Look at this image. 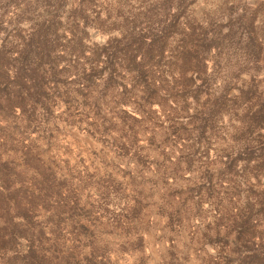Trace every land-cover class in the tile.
Wrapping results in <instances>:
<instances>
[{
	"label": "trees",
	"instance_id": "16d2710c",
	"mask_svg": "<svg viewBox=\"0 0 264 264\" xmlns=\"http://www.w3.org/2000/svg\"><path fill=\"white\" fill-rule=\"evenodd\" d=\"M195 2L0 0V264H113L116 252L143 264L134 234L149 203L141 183L182 163H196L189 183L167 177L155 186L168 228L200 202L213 214L190 234L214 252L200 264H264V183H237L238 174L264 173V81L252 75L232 97L227 74L217 87L209 82L223 65L264 70V20L257 7L228 0L202 4L198 17ZM87 30L106 40L92 45ZM224 115L235 144L194 159ZM133 122L166 124L161 142L180 156L147 176ZM74 131L130 168L118 175L102 148H73Z\"/></svg>",
	"mask_w": 264,
	"mask_h": 264
},
{
	"label": "rangeland",
	"instance_id": "374dc122",
	"mask_svg": "<svg viewBox=\"0 0 264 264\" xmlns=\"http://www.w3.org/2000/svg\"><path fill=\"white\" fill-rule=\"evenodd\" d=\"M191 1H194V0H191ZM195 1L196 2L193 5V7H195L194 14L199 17L201 14V11L205 9L206 6H207L206 10H208L209 8L213 9L215 8L216 5L220 4L221 2L227 1V0H208L209 3L206 2L207 4L203 0H195ZM228 1H231V3H234L235 6L239 5L238 4L239 1H242V3H245L248 7H251V8L257 7L259 10L258 14H260L261 18L264 20V0H228ZM204 3L206 6L202 5ZM9 30L10 29H7V32L4 33L2 36L3 37L6 36ZM105 40H106L105 36L97 32V37L95 41L98 42L100 45H102ZM234 70L235 69L232 67L230 68V66L228 68V65L227 66L223 65L221 72L215 74L217 76V79H216V82H214V84L212 85V87H217L218 85L222 84L223 75L227 74V77L229 76V78H233L232 84L228 86V88L232 87V94L229 96V97H232L234 96L235 93L238 92L239 88L244 82H249L253 79L252 75L255 78V81L257 82L264 81L263 80L264 70H260V71L246 70L240 73L239 79H237L236 77L237 73H235ZM128 110L132 111L133 114L136 113L134 110H132L131 107H129ZM137 114H140V113L137 112ZM228 118L229 117L227 115H224V121H225L224 124H221V121H220L218 123V126L214 129V132L211 133L210 135H207V137L209 136V141L212 140L213 142V139L215 138L212 136H214L215 134L216 136L215 143H213L209 147L208 139H206L207 140L206 147L199 152L197 151L194 159H197V160L200 159L202 161H205L207 159V156L203 155L202 151L204 152L206 151V153L207 151H210L209 159L212 160L214 158L213 155L215 154V152H219V148L223 146L229 147V144H235L233 140L231 139V132L233 131H232V127L230 124L232 123L228 121ZM146 123L147 122H144L143 124L145 128L143 134L138 135L140 139L137 144L140 147H144L145 149H148L150 151L148 155L149 161L161 162L164 155H170L168 163H170L171 161H175L176 158L180 156L179 147L171 141H168V143L161 142L163 139H165V137H163L164 136L163 133H165L166 131L165 130V128L167 127L166 124H163L160 128L156 127L155 130H153V126L149 127L150 124L148 123L146 124ZM75 132L76 131H74V133L71 136H68V142L72 145V147L73 146L76 147L77 145L82 146L83 144L84 145L88 144L89 146L96 148L97 151H100V148H102L103 152L101 153L106 155L108 161L111 159L112 156L115 155L113 149L103 146L104 145L103 141L101 140L96 141L93 138L86 139L85 135L80 134V133L75 134ZM150 137H153L152 138L153 146H150L147 144V140ZM156 145H158V147H155ZM119 158H121L123 162L127 161L126 162L127 167L125 165L126 163H120L116 171L108 167L110 170L118 173V175L123 173V169L130 168L128 164L130 163L128 158L126 157H119ZM215 162H217V159L215 160ZM168 163L165 164L164 166H167ZM193 166L196 170V163ZM150 167H153V168L155 167L153 162L146 166L147 169H145L144 167L143 172L147 176L152 175L150 171ZM181 167L187 168L185 163H182ZM191 175L192 174L190 172L185 173L183 175L184 180L179 183H176L172 176L168 178L171 179L172 183L185 185L186 183H189L188 181L190 180L189 178H191ZM255 181L256 179H252L251 182H255ZM262 182L264 183V173H262ZM141 184H142V190L145 193V195L147 191L151 193V195L149 196L146 195L149 203L145 206L143 213L150 214L148 218V228L150 229V232L156 241V252L160 257V262H162L163 259L166 261H169L171 258H173L174 264H179L178 257L173 255V251H176L178 253V256L188 253L189 259L186 264H200L201 259L203 257L214 253L213 248L210 246L203 248V250L201 249L199 250L200 246L196 245V242H195L196 236L193 238V236L190 234V229L196 221L198 225L199 223H202L203 220H205L206 218H211L213 212L210 206L202 208L200 205L198 209L195 207L196 210H194V212H188L185 215L183 214L181 216V220L179 221L178 227H176L175 229H171V228H168L167 216L163 213H160L156 205L157 200L159 198V190H156L155 186L156 185L161 186L162 183H157L155 181L154 182L146 181V182H142ZM188 218H190L189 222L187 221ZM144 225L145 223H143L141 227H144ZM197 229H198L197 230L198 233L203 231L202 226L201 227L199 226V228ZM260 230L263 232L264 228H261ZM148 238H149L148 233H145L144 239L147 240ZM204 249L206 250L204 251ZM116 253L122 256L121 264H133L135 262V259L138 257V254H134L133 256H131L130 254L128 255V254H121L118 252ZM142 253L143 255L148 254V249L147 251L142 252ZM170 254L173 256L171 257ZM113 255L115 258L116 255L115 254Z\"/></svg>",
	"mask_w": 264,
	"mask_h": 264
},
{
	"label": "water",
	"instance_id": "95a60500",
	"mask_svg": "<svg viewBox=\"0 0 264 264\" xmlns=\"http://www.w3.org/2000/svg\"><path fill=\"white\" fill-rule=\"evenodd\" d=\"M87 41H89L92 45H96V46H100V44L98 42L95 41L96 37H97V32L93 31V30H87L85 33H84V36H83ZM237 79H239L240 77V74H237L236 75ZM216 79H217V76L214 75L212 77H210L209 79V82H210V85H213L214 82H216ZM232 94V87H229L227 90H226V95L227 96H230ZM99 104H103L102 101H99ZM104 105V104H103ZM101 105V106H103ZM57 105L55 106H52V110H56L57 109ZM119 107V105L117 104H113L112 106V111L114 112H118V109L117 108ZM102 109V107H101ZM147 110L146 109H142V111H145ZM221 120V117L218 116L217 117V121L219 122ZM144 123H139V122H133L132 123V127L134 129V131L136 133L139 134H143L145 128H144ZM78 127L77 124L74 125V128L76 129ZM62 132H67L69 131L68 129V126H63L62 127ZM79 132L76 131L75 134H78ZM214 137L215 139H213V142L212 140L209 141V137H208V145L209 147L215 143V140H216V136L214 134ZM92 139L93 136L92 135H87L86 136V139ZM94 139V138H93ZM139 137H137L136 139H133L132 142H133V145L134 147H136L139 151H141L143 154H144V163H145V169L146 166L150 163H156L157 161H149L148 159V155L150 153V151L148 149H145L144 147H140L137 143L139 141ZM96 141H99L100 139H95ZM155 147H158V145H156ZM207 149V148H206ZM221 154H225L226 152H228L230 149L229 147L227 146H223L221 148H219ZM199 152V151H198ZM203 152V155L206 156V151H202ZM169 158H170V155H164V157L162 158V161L159 163V165L161 166H164L165 164L168 163L169 161ZM127 161H124L117 157L116 155L112 156L111 159L107 162V165L108 167L112 168L114 171L117 170L118 166L120 163H126ZM126 167H127V163L125 164ZM195 168L193 165H190L188 166L187 168H182L180 165L174 167L173 170H170V171H165V173H163L161 179H159L157 181V183H163L164 182V179L167 178V177H170L172 176L175 180L176 183H179L181 181H183V175L187 172H194ZM252 179H256L259 183H263L262 182V173H258V174H255V173H252V172H249V173H245V174H238L237 176V183L238 185H244V184H248L252 181ZM147 196L151 195V193L149 191H147L146 193ZM200 206V202H195V207L198 209ZM149 213H143L142 217L144 219V227H138L134 230V234H135V238H136V241L138 243V246H139V249L142 251V252H145L147 251L148 249V254H144L143 258H142V262L143 264H159L160 262V257L159 255L157 254L156 252V241L154 239V237L152 236L151 232H150V229L148 228V218H149ZM189 219H187V221L189 222ZM145 233H148L149 235V238L147 240L144 239V234ZM116 256L114 258V263L113 264H121V260H122V256L120 254H117V253H114ZM173 255L174 256H177L178 257V261H179V264H186L188 262V259H189V255L188 253H185L181 256H178V253L176 251H173Z\"/></svg>",
	"mask_w": 264,
	"mask_h": 264
}]
</instances>
